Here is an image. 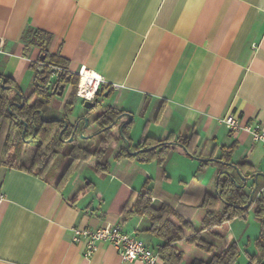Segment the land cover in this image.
Here are the masks:
<instances>
[{
    "label": "crops",
    "instance_id": "1",
    "mask_svg": "<svg viewBox=\"0 0 264 264\" xmlns=\"http://www.w3.org/2000/svg\"><path fill=\"white\" fill-rule=\"evenodd\" d=\"M35 29L50 34L45 49L30 43ZM42 53L45 62L62 59L68 73L84 66L102 76L99 104L89 118L108 105L132 113L131 145L144 136L193 135L195 156L218 157L221 146L232 145V162L245 159L264 172L262 144L218 121L233 113L242 123L257 119L264 128V0H0V75L11 78L25 97L34 88V65H41ZM47 92L45 117H66L73 124L84 114L76 94L66 105L71 84L62 94ZM100 138L90 146L78 144L93 149ZM123 145L121 138L112 141L107 169L96 168L94 156L80 158L60 186L71 160L63 149L56 157L61 163L55 159L42 175L0 165V264H121L111 242H97L87 255L85 243L74 240L77 228L116 223L157 251L162 240L147 230L145 215L131 213L125 220L120 215L148 186L152 204H167L218 246L227 237L236 241V264L248 261L258 223L244 216L201 229V201L206 193L215 195L219 163L203 162L173 144L161 163L114 158ZM258 181L264 186L263 176ZM177 245L184 261L208 258L188 238Z\"/></svg>",
    "mask_w": 264,
    "mask_h": 264
},
{
    "label": "trees",
    "instance_id": "2",
    "mask_svg": "<svg viewBox=\"0 0 264 264\" xmlns=\"http://www.w3.org/2000/svg\"><path fill=\"white\" fill-rule=\"evenodd\" d=\"M33 32L34 34L30 39V43L40 45L42 49H45L50 39V34L40 29H35ZM51 61L52 62L47 63L56 67L60 66L62 74H71L66 71L65 62L62 59L53 58ZM48 67L50 66L46 65L43 71L35 73L34 88L27 97H24V104L22 106H18L14 103L19 102L23 97L20 95L22 93L21 89L11 78L5 77V85H9L10 87L5 88L0 85V165H18L20 168L42 175L55 161L63 148V144L71 134L72 126H69L63 131L61 136H59V132L63 127L62 122H46L42 120L36 112L37 109L42 108V105L45 103L44 99L47 100L51 93H48L42 88V84L45 81L42 79V76L48 70ZM0 77H2V75H0ZM76 87L77 85L73 88L70 99L66 105L70 104L71 98L75 95ZM16 91H19L20 94ZM9 105L10 107H8ZM163 106L164 103L161 102L158 107V113ZM125 112L127 111L108 105L94 117V122L98 127H105L95 148L90 149L87 146L78 144V141L81 140L79 138L69 143L70 145L65 149V154L70 155L71 160L63 170L57 186L63 185L69 180L80 158L87 160L94 156L97 159L96 168H108V162L106 160L108 148L112 141H114L115 138H120V136L113 133L114 128H116L115 125L112 127L107 126L118 115H124ZM19 117L27 122V128L23 137L21 136L23 122L19 121ZM132 125L133 121L123 127L124 135L130 140V150H137L152 145H154V148L132 156L123 145L115 153L114 158L118 159L126 156L141 160L156 159L161 163L166 157L170 145L174 142L182 143L184 145L183 149L188 154L194 155L192 146L194 140L193 135L189 138H181L180 136L174 138L169 134L165 139L144 136L133 146L131 145V139L129 137V129H131ZM34 126L35 130L33 128ZM33 132V139L27 142L26 139L31 136ZM24 146H30L32 148V152L27 160L23 157H19ZM220 149L221 151L218 157L225 161H230V156L234 147L232 145L221 146ZM213 155L214 154H212L211 157H213ZM235 164L239 167L241 174L247 179L252 178L257 171L245 159L238 160ZM219 165L217 191L215 195L206 193L201 201V207L205 211L201 222V229H210L226 221H230L235 217H244L251 209L254 218L258 222L259 233L252 240L255 246V252L248 253V261L245 264H264V197L259 195L253 199L249 207H244L253 183L246 184L243 187L236 186L231 176L235 177L240 183L241 180L235 170L223 164ZM226 170H229L230 173ZM150 196L151 188L149 186L145 187L137 196L134 204L132 206H125L121 210L120 215L122 216V220H125L131 213L143 214L149 219L150 224L147 230L162 240V243L157 249L160 262L163 264L237 263L240 251L237 248L236 241L227 237L224 238L222 245L218 246L216 243L207 240L203 236H199L198 232L194 230L191 222L167 204H152ZM183 238L194 241L198 247L209 253V257L207 259L191 257L184 261V252L177 245V242Z\"/></svg>",
    "mask_w": 264,
    "mask_h": 264
},
{
    "label": "water",
    "instance_id": "3",
    "mask_svg": "<svg viewBox=\"0 0 264 264\" xmlns=\"http://www.w3.org/2000/svg\"><path fill=\"white\" fill-rule=\"evenodd\" d=\"M44 57H45V55L43 53L40 54V56H39L40 60L39 61L42 62ZM43 68L44 67L36 64L34 66V69L36 70L35 73H37L38 71H43ZM60 72H61V70L58 69L56 66L48 67V70L42 76V79L45 80L42 84V88L46 91H47V89H51L53 92H56V94H62V92H64V90H66V88L70 85V82L67 80L61 81L62 77L60 75ZM5 81H6V78L4 76L0 77V85L2 87H5V88L10 87L9 85H5ZM56 89H58V90H56ZM16 92L19 93V91H16ZM106 93L107 92H105V94ZM20 95L23 97V93H21ZM98 101H99V99L97 97L93 98V100L82 99V107L85 108V112L73 124H70L66 117L47 118L44 116V112L40 108L37 109L36 112L39 114V117L46 122H48V121H60V122H62L63 127L59 132V136H61L63 131H65L69 126H72L71 134H70L69 138L66 139V142L70 143L73 140H76L78 138L79 139H81V138L88 139V138H91V137H94L97 135H101V133L104 131L105 127H98L97 124L94 122V118L92 120H90L89 115H88L92 110H94L97 107V105L99 104ZM15 104L18 106H22L24 104V99L22 98L20 102H15ZM8 107H10V105ZM98 114H99V112L96 111L95 116ZM122 116H126L127 118L125 120L120 121ZM18 119H19V121L23 122V130L21 132V136L23 137L25 130L27 128V122L25 120H23L21 117H19ZM80 119L83 120V123L81 126H79V120ZM131 121H133V114L130 112H125L124 115H118L115 119H113V121L110 124H108L107 127H112L113 125H115V127H118V135L123 140L125 149L132 156H135L141 152H145V151H148V150L154 148V145H152V146L142 147V148H139L137 150H130V140L124 135L123 127L126 124H129ZM91 123H94L96 125L97 129L92 131V132H89L88 134H83L85 128ZM33 128L35 130V126ZM33 136H34V132L27 139V141H30L33 138ZM173 145H178V146H181L182 148H184V145L182 143H179V142H174ZM193 156L198 158V159H201L203 161H215L219 164H223V165H226V166L233 168L241 180V183H240V182H238V180H236L235 177L231 176V178L235 182L236 186L243 187L247 184L248 180H251L250 183H253V185L250 189L249 197H248L246 203L244 204V207H249L252 204L253 199L255 197H258L259 195L264 197V186H262L260 188L258 187V184H259L258 176L261 175L264 177V172L256 171L252 178L247 179L243 174H241L239 167L235 164V162H232L231 160L225 161V160H223L219 157H215V156H213V157H198L195 155H193ZM226 171L228 173H230L229 170H226ZM218 177L219 176L217 175L216 187H215L216 191H217Z\"/></svg>",
    "mask_w": 264,
    "mask_h": 264
},
{
    "label": "built area",
    "instance_id": "4",
    "mask_svg": "<svg viewBox=\"0 0 264 264\" xmlns=\"http://www.w3.org/2000/svg\"><path fill=\"white\" fill-rule=\"evenodd\" d=\"M87 70L88 69L84 66L77 70L76 74L79 76V82L75 94L81 99L91 100L103 78L98 74V77L94 81V78L91 77L90 82L86 86V88L90 90V95H83L80 92V79L83 75H86ZM218 121L224 123L233 132H238L240 130L247 131L254 141L261 143L264 147V128L257 119L242 123L240 118L235 114L227 113L218 118ZM3 198L4 194L0 190V202ZM74 240L83 241L85 243L87 255L94 251L97 242L108 241L114 245L120 254L121 264L136 259L141 260L143 264H160L158 253L154 248L147 245L142 239L125 231L121 225L117 223L105 224L98 228H77L75 230Z\"/></svg>",
    "mask_w": 264,
    "mask_h": 264
},
{
    "label": "rangeland",
    "instance_id": "5",
    "mask_svg": "<svg viewBox=\"0 0 264 264\" xmlns=\"http://www.w3.org/2000/svg\"><path fill=\"white\" fill-rule=\"evenodd\" d=\"M105 101H106V99H105ZM96 109V108H95ZM82 125V124H81ZM80 125V126H81ZM97 129V127H96V125L94 124V123H91V124H89L86 128H85V130H84V132H83V134H88L89 132H92V131H94V130H96ZM96 137L97 136H94V137H91V138H88V139H85V138H81V142H83L85 145H86V142H88V146H90V145H92V144H94L95 142H96ZM70 144L68 143V142H65L64 144H63V150H65V149H67V147L69 146ZM32 150V148L30 147V146H24L23 147V149L21 150V153H20V155H19V157L20 158H25V160H27L28 159V157H29V155H30V153L32 152L31 151ZM63 150H61V151H63ZM111 149L109 148L108 149V151H110ZM63 153H64V151H63ZM65 154V153H64ZM58 160H62L60 157L58 158V159H56V164H59V162L60 161H58ZM61 163V162H60ZM245 219H248L249 218V221L250 220H253L252 222L254 223H258L257 222V220L254 218V216H253V213H252V210L250 209V211H248L246 214H245V217H244ZM250 231H252V229H249ZM247 234H249V232H247L246 233V236L243 238V240L241 241V245L242 246H246V243H247V241H248V235ZM253 239V238H252ZM252 241V240H251ZM253 243V242H252ZM201 253H203V254H206L208 257H209V253L207 252V251H204V250H202V251H200Z\"/></svg>",
    "mask_w": 264,
    "mask_h": 264
},
{
    "label": "flooded vegetation",
    "instance_id": "6",
    "mask_svg": "<svg viewBox=\"0 0 264 264\" xmlns=\"http://www.w3.org/2000/svg\"><path fill=\"white\" fill-rule=\"evenodd\" d=\"M42 61V60H41ZM41 65L40 66H42V67H44V66H51V65H49L47 62H45L44 61V59H43V61L42 62H39ZM60 75H61V81H69L70 82V84H71V88L73 89L76 85H78V82H79V76L77 75V74H62L61 72H60ZM101 85H99L98 87H97V89H96V91H95V95H94V97L93 98H95V97H97V98H99V96H100V93H101ZM56 90H58V89H56ZM76 91V90H75ZM22 92V91H21ZM24 95H23V99H24ZM93 98L91 99V100H93ZM21 101V100H20ZM19 101V102H20ZM15 103V102H14ZM30 137V136H29ZM28 137V138H29ZM27 138V139H28ZM27 139H26V141H27ZM33 139V138H32ZM31 139V140H32ZM30 140V141H31ZM27 142H29V141H27Z\"/></svg>",
    "mask_w": 264,
    "mask_h": 264
},
{
    "label": "bare ground",
    "instance_id": "7",
    "mask_svg": "<svg viewBox=\"0 0 264 264\" xmlns=\"http://www.w3.org/2000/svg\"><path fill=\"white\" fill-rule=\"evenodd\" d=\"M91 77H93L95 81L96 78L98 77V74L92 72L91 70H87L86 75H83V77L80 79V86H81L80 92L83 95H90V90H88L86 86L90 82Z\"/></svg>",
    "mask_w": 264,
    "mask_h": 264
}]
</instances>
